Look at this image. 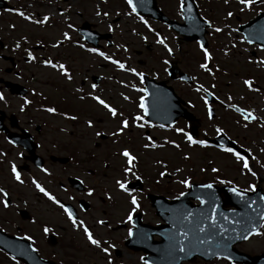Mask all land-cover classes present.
<instances>
[{"label":"flooded vegetation","instance_id":"flooded-vegetation-1","mask_svg":"<svg viewBox=\"0 0 264 264\" xmlns=\"http://www.w3.org/2000/svg\"><path fill=\"white\" fill-rule=\"evenodd\" d=\"M2 13L8 14L5 11ZM2 13L0 14V25L1 22L4 23L7 19V17L2 16ZM5 40L1 37L0 29V94L5 97L4 101H0V153L4 154L0 155V188H3L8 193L10 205L5 209L0 204V229L11 236L19 238L30 236L32 238L30 240L31 243L38 249L44 260L54 262L55 264H93L95 260H98L100 263L106 264V261L111 259L112 264H126V262L128 263V257L137 254L138 263L136 262V264H141L140 258L143 257L145 259V255L150 257L155 244L161 241L162 235H166L168 231L169 233L171 232V222H168L166 219L170 218V215L175 212L176 206H173L172 203L177 200L181 191L188 194L189 197L186 204L191 208L201 206L199 200L196 198L198 195L205 198V204H211L213 205L212 208H215L214 215L220 210V206L223 207L224 211H233L244 217L246 215L243 213L246 211H249L250 216L256 213L260 214V216L264 214V199H261V197H264V127L261 126L264 124V111L261 113L255 110V107L248 101V97L245 100H241L240 97L233 94L234 92L228 86H216L214 89L203 86L215 96L213 97V103L209 104L215 119L209 120L207 108L203 103V98L208 99L209 96H205L203 91L197 92L196 88L198 86H187L181 81H173L169 83L174 87L179 96L184 99L186 103L185 107L189 111L193 112L198 105H201L202 108L198 109L200 114V139L205 140L210 147L201 148L200 164L189 168L188 166H170L165 161H159L161 165L145 168V166L140 165L139 156L133 152L135 149L132 147L127 148L136 157L134 171L136 175L140 176L139 180L132 175L124 177L129 187V192L137 197L140 204L139 209L133 214L134 235L128 237L127 230L129 227H132V224L126 222L127 214L131 210L129 204L130 198L126 193H121L115 187L114 181L116 179L109 181L111 178H109L107 172H112L109 171L107 166L103 169L93 167L87 170L84 169L78 175L66 173L63 176L64 181L57 182L53 177V169L55 167H57V172H63L76 160L75 156L80 151L76 148L72 149L69 144L63 148L62 145L58 146L45 140L47 136L44 135V116H47L48 113L43 111L44 92L39 91L33 85L31 74L14 73L16 65L13 62L17 57L16 47L11 43L10 39L9 41ZM179 63H181L180 60ZM142 74L149 75L158 81L168 80L167 73ZM7 82L20 84L23 95L16 92L13 93L7 87ZM174 84L180 85L181 88L176 89ZM254 87L258 88L259 91L247 92L260 95V102L264 105V89L259 85H255ZM140 88L145 89L144 85ZM128 89L133 90L132 87ZM33 93L37 94L34 95ZM190 95L196 100L195 103L189 100ZM229 95L232 97L231 102L238 107L253 110L259 122H253L248 128H244L241 117L220 104V101L225 100ZM139 97L137 99L134 98L133 101L129 98L128 104L136 108L137 115H142L138 108ZM144 97L143 95L141 96V98ZM24 99H29L32 103L24 106L25 110L21 111ZM225 103L227 104L228 102L225 100ZM209 105L208 107H210ZM123 114L129 118L131 124V117L135 115H131L127 110H124ZM36 116L39 118H36ZM238 120L241 121L240 124L237 123ZM136 123L146 124L142 129L137 128V130L146 132L145 137H142V139L147 141L146 137H150L158 145L155 149L145 148L144 145V150L146 151H158L162 148L173 147L171 140H164L163 143L159 142V135H156L159 132L167 134L175 142L180 141L186 145L187 139L184 133L190 135V128L192 126L189 121L182 118L173 125H160L159 123L149 121L146 116L143 121ZM216 127L224 130L225 135L223 137L216 134ZM12 139L14 140L12 141ZM165 141H169V143L166 144ZM232 141H235V143L233 144ZM147 143L148 141L145 144ZM221 144L233 147L240 154L244 155L249 160L251 173H255V175L243 172L240 164L236 163L233 157L222 153L218 147ZM96 145L98 146V143ZM159 145H163V147H159ZM32 146H34L36 153L43 158V169L45 171L38 169L30 160L33 156L29 154L28 147ZM50 147H54L57 151L64 149L67 151L68 157L58 160L59 158L55 157L49 150ZM173 148L176 149L175 147ZM245 149L248 152H245ZM85 152L88 155V151ZM248 153H251V157H249ZM12 165L16 166L23 180L22 184L17 183L12 178L10 171ZM211 167H217L219 172L213 173ZM176 168L181 169L180 173L184 174L183 178H189L192 185L212 183V189L202 188L203 191H199L198 189L190 191L191 188H184L182 184L178 183L183 178L178 176V173L175 171ZM202 168L205 170L201 171ZM31 171L33 173L30 174ZM162 171L166 173L163 178L159 175ZM35 179H39L46 191L69 207L74 216L79 221H83L84 225L90 229L94 237L115 245L114 248L110 249V257H106L98 249L91 247L84 238L82 229L74 228L62 209L52 204L46 197H44L46 210H54L50 209L48 204L57 209L55 211L56 216L53 218L50 217L48 212H44L43 226L49 227L51 231L47 235L43 234V236L41 233L34 235L29 232L28 224H36L37 220L34 217L33 221H24L22 219L20 211L25 209L30 213V209L27 204L28 190L24 193L19 190V187L24 189L30 188L31 180ZM70 180H75V185ZM220 180H226L230 183L221 184L219 183ZM249 185H252V190L248 189ZM232 187H236L238 190L244 192V198L241 199L230 192L229 189ZM90 188L94 193L91 197L86 194ZM105 193L112 198L109 200ZM101 197H103L102 203H106V208L100 213V217L94 220L91 217L92 213L97 212L94 201ZM117 198H120L122 202L118 203L116 201ZM231 204L235 205L232 206ZM248 205H251V207ZM124 206L127 207V212L123 209ZM113 212H119L122 216L118 218L117 215H114L121 220L115 224L116 226L111 223L113 215H110V213ZM209 212L210 210L205 209V215ZM98 220L105 221V224H98ZM55 221L63 222L64 226L53 223ZM216 221L217 226L213 228L206 219V223L208 226H211L212 232L218 235L221 223L218 220ZM261 224H264V220H262ZM114 227H124L123 233H117L116 238H112L110 235ZM200 227L205 228V232L209 231L204 221H201ZM259 231L264 232V229H260ZM80 237L87 244L84 249L87 254L81 253ZM235 248L238 252L248 254L251 257L263 255L264 236H251L248 240L238 243ZM218 262L207 263L203 259L196 257L192 259L188 258L182 264H213ZM218 264H228V262L220 260Z\"/></svg>","mask_w":264,"mask_h":264},{"label":"rangeland","instance_id":"rangeland-1","mask_svg":"<svg viewBox=\"0 0 264 264\" xmlns=\"http://www.w3.org/2000/svg\"><path fill=\"white\" fill-rule=\"evenodd\" d=\"M14 5H18L20 11L25 14L31 15L35 18H42L48 15L50 20L45 26H37L24 21L21 17L15 15H8V21L14 23L15 31H11L8 23H2L3 28L2 36L8 40L9 35L12 39V44L20 43L23 47H28L36 55V62H27L26 56L23 54L17 55L14 60L16 65L14 73H28L31 74L33 85L39 91L44 92L48 104H55L58 106L62 113H68L78 117L77 120L65 119V115H47L44 116V135L47 137L49 143H55L58 146L62 145L63 148L67 144L71 145L72 149L76 148L80 152L75 156L76 160L72 162L67 169L63 172H57L55 167L53 177L57 182L64 181L63 176L66 173L71 175H78L80 171L87 170L88 168L103 169L107 166L109 181L121 179L123 177L122 169L125 166L124 158L119 153L127 148H134L133 151L139 156L142 166L145 168L161 165L159 161H165L170 166L181 167L199 165L201 160V150L197 146H185L182 149L162 148L158 151H146L144 145L147 142L142 139L145 137L146 132L137 130L135 125L131 124L130 128L119 138H114L111 132L117 128L116 121L109 118L105 110L95 105L88 100L89 94L99 95L97 91L91 89L92 75H100L104 77L103 87L100 91V97L105 99L112 107L118 109L123 113L127 110L131 115H137V110L134 106L128 104L130 100L133 101L138 93L135 90H130L127 87H121L126 84L128 87L135 85L138 88L140 83L137 76L131 72H123L116 68L108 61L103 60L101 57L87 51L88 46L84 43L82 37L77 33V28L83 22H89L93 25L94 29L101 34L110 33L113 36L114 46L112 48L106 47V42H102L104 49L101 50L106 55L113 59L119 60L124 63L127 68L134 69L138 73H164L165 59L169 60L170 57L167 51L161 46L156 44V36L159 34L161 38L165 39V43L172 48L177 60H180L181 67L193 74L196 77L197 85H205L210 88L212 85L220 87L228 86L235 95L248 101L252 104L254 109L263 112L264 105L261 104V96L258 94H250L243 86L244 79L259 78L263 83L264 78V64L258 61H264V51L257 50L255 47L248 45L243 36L237 31L242 23L256 16L260 11L264 10V5L253 6L251 10L241 12L237 3L231 2V5H225L223 0H199L202 5V15L213 19V27H221L224 29L221 33H215L210 29L207 38L211 45L208 50L213 59L208 62L210 64V71L204 72L200 70L199 64L204 63L203 53L200 51L199 45L196 43H185L178 36L171 32L160 23H150L153 31L141 22V19L136 18L131 11L125 0H12ZM161 9L173 18H180L178 8L180 0H158ZM233 7H236L234 9ZM101 12H108V16L97 17L95 15L97 10ZM180 9V8H179ZM128 11V12H127ZM234 12L231 20H227L224 24V19L227 17V12ZM64 15L61 16L60 13ZM7 19L5 20V22ZM242 21V22H240ZM231 22V25L229 24ZM239 22V23H238ZM5 24V26H4ZM68 24H72L73 28L69 29ZM112 26V31L108 30V26ZM225 25H228L227 28ZM235 29L236 31H231ZM67 31L71 37V42L63 41V47L52 48L51 45L57 41H62L61 33ZM142 37H146V40ZM23 39V41H22ZM25 39L27 43H25ZM5 40V41H6ZM40 42H43L44 47ZM235 44L236 47L232 48L231 45ZM79 45H83L81 48ZM147 48H150L148 50ZM125 49H127L125 51ZM226 49L227 52L225 55ZM140 51V54L137 52ZM52 59L58 63H64L72 75V81L62 77L57 71L45 68L41 63L42 60ZM108 78H105V77ZM112 78V79H111ZM251 80V79H250ZM175 88H181L180 85L174 84ZM77 88H82V92H77ZM83 95V100L79 97ZM121 95H126L130 100H123ZM190 101L194 103L196 100L189 97ZM202 108L201 105L193 110L194 113L200 117L198 109ZM36 118H39L36 116ZM91 120L94 127H87V121ZM142 129V128H138ZM99 130L102 134L108 136L103 140L95 136V131ZM154 133V132H152ZM159 135V142L163 143L164 140H171L176 143L171 137L164 133H157ZM98 143V146L95 144ZM49 150L53 155L59 159L68 157L67 151L64 149L55 150L50 147ZM88 151V155L86 152ZM187 155L190 157L184 160L183 157ZM22 164L21 162H19ZM56 165V164H55ZM33 171L30 172V174ZM39 176V175H38ZM178 176L183 178V173H178ZM124 179V177H123ZM38 183L42 184L39 180ZM21 192L28 190L27 204L29 205L30 213L37 220L36 224H28L29 232L32 234H39L43 236L42 226L44 223V212H48L51 218L56 216L57 210L49 205L52 211L46 210L44 206V199L38 194L34 185L30 188H21ZM103 197L94 201L97 212L91 214L92 219L100 217V213L106 208V203H102ZM116 201L121 203L122 200L117 198ZM127 209L126 206L123 207ZM127 212V210H126ZM111 223L116 226L121 218L119 212L110 213ZM114 215H117L115 217ZM53 223L61 224L63 222L55 221ZM93 223V222H92ZM124 227H114L110 233L112 238H116L117 233H123ZM81 238V237H80ZM119 240V238H117ZM81 253L87 254L84 250L87 246L83 238H81ZM138 255L135 254L127 258L128 263L136 264ZM0 264H16L5 255H0ZM88 264V263H86ZM93 264H102L95 260Z\"/></svg>","mask_w":264,"mask_h":264},{"label":"snow or ice","instance_id":"snow-or-ice-1","mask_svg":"<svg viewBox=\"0 0 264 264\" xmlns=\"http://www.w3.org/2000/svg\"><path fill=\"white\" fill-rule=\"evenodd\" d=\"M225 5H228L230 3V0H223ZM125 3L128 5V8L131 9V14H135L136 13V6L133 2V0H125ZM236 3L238 5H240L239 10L241 12H244L246 10H251L252 7L254 5H256L257 3H261L264 4V0H236ZM180 12L181 14H184L185 12V7H184V0H180ZM187 12L191 13L192 12V6L189 5L187 8ZM17 16L21 17L24 21L30 23V24H34L37 26H45L48 24L50 17L48 15H44L42 18H33L31 15L25 14V12L23 11H16L15 13ZM61 16L64 15L63 12L60 13ZM95 15L97 17L100 16H104L107 17L108 16V12L104 11L101 12L99 9L96 11ZM227 17L230 18L233 13L231 11L227 12ZM184 19H188L191 20L193 19L190 15L184 16ZM143 22V21H141ZM205 24L208 25L209 28L212 29L213 32L215 33H221L222 31H224L223 28L221 27H213V25L211 24L210 21L205 20L204 21ZM147 27V25H145ZM14 27V26H13ZM67 27L69 29L73 28L72 24H68ZM225 27H227V25H225ZM108 30L112 31V26L109 25L108 26ZM149 31H153L151 28H149ZM231 31H236L235 29H231ZM63 40L62 41H57L55 43H53L51 45L52 48H60L63 47V41H69L71 42V37L69 35V33L67 31L61 33ZM143 39L146 40V37H142ZM247 40V42H251V37H247L245 38ZM25 43H27V40L25 39L24 41ZM156 44L161 45L168 53L169 56L172 55L173 50L172 48L169 47V45L167 43H165V39L161 38L159 36V34H157L156 36ZM200 48V51L203 53V60L205 61L204 63H200L199 64V68L208 72L210 71V64L208 62H210L213 57L210 54V52L208 51L206 45H204L203 43L197 42ZM21 47L20 43L16 44V49H19ZM79 47L83 48V45H79ZM232 48H235L236 45L232 44L231 45ZM127 49H125L126 51ZM25 53H26V58H27V62L29 63H34L36 62V57L33 55L32 51H29L27 48L24 49ZM88 52L95 54L96 56L101 57L103 60L108 61L109 63H111L112 65H115L116 68L120 71L123 72H131L132 75L134 76H138L141 79V82L143 81V74L142 73H138L136 72L134 69H130L127 68L126 65L122 62H120L119 60L113 59L112 57L106 55L104 52L102 51H98L96 48H88L87 49ZM225 55H227V52H225ZM39 63H41L45 68H49V69H53L55 71H57L62 77H64L65 79H67L69 82L72 81V75L69 72L67 66L64 63H58L52 59H45L40 61ZM258 63L260 64H264V61H258ZM163 64L167 65L168 64V60L165 59L163 61ZM165 71H167V69H165ZM195 79V77H194ZM243 86L250 92H258L259 89L253 86V82L250 79H244L242 81ZM126 86V85H125ZM212 88H215V85L211 86ZM96 86L93 84L92 85V89L93 91H95ZM133 90L135 91H141V92H145V89H136L135 85H132ZM77 92H82L83 89L82 88H77L76 89ZM197 92H201L203 91L205 93V96H212L213 93L211 91H209L207 88H204L203 86H198L196 88ZM34 95H36L37 93H33ZM90 95V99L92 101H94L97 105L101 106L106 113L108 114V116L116 121L117 123V128L115 130H113L111 132V135L114 138H119L120 136H122L126 130H128L131 126V124H134L136 128H144L146 126L145 123H136L139 121H143L144 117L148 115V110L145 107L144 104V100L143 98H141L140 104H139V108L141 110L142 115L138 114L135 115L133 117H131V124H130V120L129 118H127L126 116H124V114L122 112H120L118 109L112 107L108 102L105 101V99L101 98L99 95H95V94H89ZM85 97L83 95H81L79 97V99L83 100ZM123 99L125 101L129 100L128 96H123ZM5 97L0 94V101H4ZM225 100L228 102L227 104L225 103ZM225 100H221L220 104L224 107H226L227 109L237 113L242 121H243V127L244 128H248L249 125H251L253 122H259L258 117L254 114L253 110L251 109H246L243 107H238L236 104L232 103V97L229 95L225 98ZM32 101L29 99H24L23 100V105L21 106V111H24V106H27L29 104H31ZM203 103L207 108V114H208V119L209 120H214L215 117L213 115V111L210 107H208L209 105V101L206 98H203ZM43 111L49 113V114H55L56 113V109L53 107H47L44 108ZM65 119L68 120H76L77 117L72 115V116H68L65 115ZM240 120L237 121L238 124H240ZM87 127L89 128H93L94 125L92 123L91 120L87 121ZM262 127H264V124L261 125ZM215 132L218 136L223 137L225 135V132L222 128L220 127H216L215 128ZM188 144L190 146L193 145H198L201 148H207L210 147V145H208L206 143L205 140L200 139H193L192 136L188 135L187 133H184ZM95 136L97 137H102V133L99 130L95 131ZM148 143L145 144V148H152L155 149L158 147V145L156 143H154L152 141V139L150 137H146ZM9 143H11V141H9ZM165 143H169V141H165ZM232 143L234 144L235 141H232ZM172 146L175 148H179L178 144H175L174 142L172 143ZM159 147H163V145H159ZM220 151L230 157H233L235 162L240 164L241 169L243 172H249L251 173V169L249 166V160L245 158L244 155L240 154L239 151L235 150L233 147H229L226 145H219L218 146ZM245 152H248L247 149H245ZM249 157H251V153H248ZM0 155H4L3 153H0ZM119 155L121 157L124 158V164L125 167L122 169V173H123V177H126L128 175H132L135 176V178L137 180L140 179V176L136 175L135 171H134V161L136 160V157H134L127 149L122 150ZM184 160H188L190 159V157H188L187 155H185L183 157ZM205 169H201V171H204ZM11 174H12V178L17 182L22 184L23 180L21 179V176L19 174V172L16 169L15 165H12L10 168ZM41 171H45L44 169H41ZM175 171L177 173L181 172L180 168H176ZM211 171L213 173H218L219 169L217 167H211ZM252 175H255V173H251ZM159 175L163 178L166 173L165 172H160ZM123 177L121 179H116L114 181L115 187L121 192V193H126L129 196V204L131 206V210L128 212L127 214V220L126 222L128 224H132L133 221V214L139 209L140 204L139 201L137 199V197L135 195H132L131 192H129V187L127 185V182L125 179H123ZM178 183L182 184L184 188H191L192 187V183L191 180L189 178H183L181 180L178 181ZM219 183L221 184H225V183H230L229 181L226 180H220ZM32 184L34 185V187L36 188V190L38 192H40L44 197L47 198L48 201H50L52 204L57 205L60 209H62L63 213L66 214L68 221L72 224V226L74 228H79L82 229L83 231V235L84 238L86 239L87 243L93 247L94 249H98L101 253H103L106 257H110L111 253H110V249L114 248L115 245L109 243L108 241H102L101 239H98L96 237H94L93 233L90 231V229L84 225L83 221H79L73 214L72 210L65 206L63 203H61L60 201H58L53 195H51L48 191L45 190L44 187H42L36 180L32 181ZM202 188L204 189H212L213 184L212 183H208V184H203L201 185ZM249 190H252V185L248 186ZM230 192H232L235 196L240 197L241 199L244 198V192L238 190L236 187H232L229 189ZM89 197H91L94 193L93 190L90 188L88 189L87 193H86ZM105 195L107 196V193H105ZM185 195V193L183 191H181L179 193V196L177 197V199H179L180 197H183ZM107 198L110 200L112 197L111 196H107ZM201 205L205 204V198H203L202 196H197L196 197ZM261 199H264V197H261ZM0 204L3 205V207L5 209H7L10 205H9V201H8V193L3 189L0 188ZM249 207H251V205H248ZM215 208L210 209V212L208 214L205 215V219H207L210 223V225L213 228H216L217 226V221H216V217L214 215L215 213ZM192 213H187V215L183 216V220L187 221L188 217L192 216ZM261 220H264V214H261L260 216ZM226 222L231 223V221H228L227 218L225 217ZM98 224L100 225H104L105 221L103 220H98L97 221ZM245 224V232L246 234L243 235V239L244 240H248L251 236H264V232L259 231L258 228L255 226L254 222L252 221L251 218H249L248 220H246L244 222ZM135 228V225L132 224V227H129L127 230V235L128 237H132L134 235L133 229ZM260 229H264V224H260L259 225ZM50 228L47 226H43L42 227V232L43 234L47 235L50 233ZM198 231L200 233L205 232V228L203 227H199ZM226 231V229L221 228L219 230L220 234L222 235L224 232ZM24 240H31L32 238L30 236H25L23 237ZM170 239L172 240V252H179V253H183V254H190L192 253L194 250H196L199 246L204 245V244H212V241L210 240H206V239H201L199 236H197L195 238V241L190 240L189 239V234L187 232H173L172 236L170 237ZM185 241H187V244H185ZM214 247L216 248L215 252H210L208 250H205L204 252H202L201 254H209V255H213L215 256V258L217 260L220 259H224L228 261V264H234L232 258L229 255L225 254V251L227 249V239L225 238L223 240V242L220 243H216L214 244ZM31 251L33 253L37 252L38 249H36L35 247L31 248ZM22 254V253H21ZM141 259V264H148V261L146 259H144L143 257L140 258ZM106 264H112L111 259H108L106 261Z\"/></svg>","mask_w":264,"mask_h":264},{"label":"water","instance_id":"water-1","mask_svg":"<svg viewBox=\"0 0 264 264\" xmlns=\"http://www.w3.org/2000/svg\"><path fill=\"white\" fill-rule=\"evenodd\" d=\"M187 1V5L185 6V16L190 15L193 19L186 20L185 25H179L173 22H170L166 17L162 15V13L158 10L156 6V1L155 0H133L135 6H136V12L138 14H150L153 19L155 20H161L168 25L172 26L173 29H175L178 33L182 34L185 36V39L187 41H200L204 45H206V42L204 40V25H202L198 15L196 14V10L193 8L191 13L187 12V8L191 4L189 0ZM2 6V5H0ZM193 7V6H192ZM247 37H251V43H256L259 44L261 48H264V13L259 15L255 20L251 21L249 24H247L244 27H241L240 29ZM80 34H82L85 38V40L89 43L92 44L93 46L97 47L98 42L102 39H109L110 35H100L95 31L91 30V25L88 23H84L83 26L78 30ZM169 73H172V78H176L177 73H181L177 64L173 63L171 65V68L169 69ZM181 78H185L184 75L181 74ZM191 81V79L189 78ZM99 82V79H96V83ZM149 92L150 95L152 94V98L150 101L148 100L145 105L148 110V116L150 120L159 122L161 124H171L172 121L171 119L173 118V122L178 119V117L181 115V110H180V103L182 101L174 95V92L172 89L166 87L164 83H158L154 84L153 81L149 82ZM166 90L171 93L172 98H173V104H176L177 107V113H174V116L169 114V110L166 108H160L159 103L161 102V94L162 91ZM160 93V94H159ZM159 94V98H158ZM171 99V98H170ZM154 104L156 106L150 105ZM187 117L190 120H194V117L191 116L190 114L187 115ZM196 129L192 130L193 136H196ZM37 159V158H35ZM5 236V235H4ZM0 247L3 248L4 250L10 252L11 254L18 256V250H15L11 247H8L2 238V233L0 232ZM30 264H44V261L38 260V261H30Z\"/></svg>","mask_w":264,"mask_h":264}]
</instances>
